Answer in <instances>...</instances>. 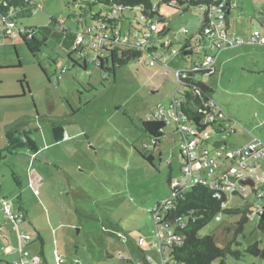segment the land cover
I'll return each mask as SVG.
<instances>
[{
    "label": "rangeland",
    "instance_id": "1",
    "mask_svg": "<svg viewBox=\"0 0 264 264\" xmlns=\"http://www.w3.org/2000/svg\"><path fill=\"white\" fill-rule=\"evenodd\" d=\"M91 1L33 0L39 9L16 26L43 27L54 19L75 29L73 15L81 17V9ZM235 1L239 6L231 12L229 30L231 37L243 40V45L218 52L208 44H198L196 36L204 27V10L189 6L187 11L183 7L177 11L164 4L153 19L158 27L154 39L160 52L166 50V56L175 59L174 64L155 61L149 66L154 59L145 55L139 62L118 68L107 79L96 67L93 52L84 55L85 69L84 61L80 67L73 65L66 50L51 39L38 58L19 38L1 41L0 99L22 96L23 80L30 90L26 99L1 100L0 117L9 121L37 113L41 119L27 121L21 133L5 144L7 159L0 167V264L19 257L21 241H31L26 249L41 264H53L55 250L66 264H145L144 255L159 261L158 252L151 246L156 242V228L149 211L173 196L167 183L170 174L173 180L185 179L181 137L175 124H169L156 146L141 126L157 106L170 108L179 87L175 69L214 56L216 73L199 75L198 79L213 90V100L227 118L237 123V133L223 134L225 141L236 147L256 137L264 143V41L250 43L254 31L264 38V23L255 13L248 18L247 10L255 5L251 0ZM94 10L98 16L106 12L101 7ZM244 10L241 18L240 11ZM141 17L138 8L121 12L114 31L121 32L122 43L134 44L137 35L144 32ZM91 19L81 17L79 21L85 24L80 30L92 25ZM4 22L0 18V27ZM165 27L170 33L162 36ZM187 39L198 52L185 60L182 54L173 57L172 52H181ZM161 43H165L163 49ZM5 138L9 141L7 134ZM263 168L264 160L257 165V189L264 187ZM1 199L11 204L13 213L28 212L29 220L19 231L7 221ZM227 204L242 211L247 204L252 205L254 213L244 232L236 235L237 222L245 216L241 213L222 215L221 221L213 220L199 236H211L220 248L231 244L241 252L239 260L228 255L225 264H264L263 258L247 252L256 244L264 250V235L257 229L255 215L263 202L256 201L252 193L248 200L229 196ZM139 239L145 240L144 246H138Z\"/></svg>",
    "mask_w": 264,
    "mask_h": 264
},
{
    "label": "trees",
    "instance_id": "2",
    "mask_svg": "<svg viewBox=\"0 0 264 264\" xmlns=\"http://www.w3.org/2000/svg\"><path fill=\"white\" fill-rule=\"evenodd\" d=\"M6 3L7 6H3L0 10L2 15L7 18L10 12L15 14L12 21L17 23L21 19L29 18L35 14L39 9L38 5L33 0H0V2ZM223 0H195L190 2H183V0H92L87 4V8H82L84 13L81 14L82 19L91 17L92 22L98 19V15L94 14L96 7H101L102 10L109 11L113 8L122 7L123 9H140L142 16L146 17L150 23H154L153 19L156 15H159L161 5H168L177 11H180L178 7H183L185 11L189 6H198L201 8H207L205 12L204 26L209 21V14L214 4ZM230 4L235 0H225ZM175 2V6L172 3ZM187 5V6H186ZM182 8V9H183ZM232 8L226 12V25L230 28V17ZM80 15L74 14L73 19L76 20L75 29H70L66 25L59 21L52 19V22L48 26L24 28L25 30L20 33L19 39L33 54L35 58H38V54L41 53L43 48H48V42L50 39L53 43L58 44L60 47L66 50L68 58L73 62V65L80 67V61H84V68H87V61L82 51H74L73 43L75 40L76 32L80 30V27L85 24L80 22ZM121 19L112 20L108 24L109 31H114L119 27ZM161 22H165V19L160 18ZM155 24V23H154ZM204 28V27H203ZM203 28L199 32L198 36H203ZM170 33V29L165 27L160 35L165 36ZM0 38L2 40H10L6 34ZM109 39L101 50L103 57L98 56L96 59V67L102 72L104 79H107L111 74H115L116 70L121 67L129 65L131 62H139L145 55H148L147 51L138 49L136 45L131 43H122L120 40ZM155 42V39H154ZM156 48V47H155ZM189 45L185 44L179 55L182 54V59H188L194 53L188 50ZM149 53L155 51V49L148 50ZM92 53V52H90ZM89 53V54H90ZM94 53V52H93ZM178 55V56H179ZM85 59V60H82ZM161 61V60H158ZM162 63H165L161 61ZM166 65L172 64V61L165 63ZM20 66V65H19ZM176 70V69H175ZM63 70L62 73H65ZM208 72L200 71L198 73H189V77L186 81L184 89L180 90L179 96L181 97V112L185 116L189 125H193L197 131V134L191 138V141L199 148H204L200 145L199 138L206 134L209 129H215L213 124H203L204 119L209 113L207 104L213 99V90L204 82L198 79L199 75H206ZM214 75V74H211ZM23 94L22 96L14 98H2L1 100L10 101L13 99H21L27 90H30L25 80L20 81ZM26 84V87L25 85ZM30 93V92H29ZM158 108V106H157ZM150 114V113H149ZM148 115V114H147ZM147 118V116H146ZM169 124L165 120L145 121L141 126V130L147 133L155 145L161 143V139L164 137V130ZM20 130L13 129L7 132V138L12 140L13 136L20 133ZM251 139V138H250ZM206 148V147H205ZM181 156V154H180ZM5 149H0V167L6 161ZM153 160V157L148 159ZM181 160L183 157L181 156ZM173 179L171 174L168 179V186L172 189L171 183ZM173 190V189H172ZM256 191V188H253ZM228 202L227 197L221 199L215 197V192L206 185L198 184L187 191L177 193V195L170 199L169 205L166 211V221L171 224H175L179 219H183L186 222L185 228H178V233L182 236V244L179 247L173 248L169 253L171 261L178 264H225V259L228 255L233 256L236 259H240L242 254L239 250L232 249L231 244L226 248H220L215 242V238L211 236L200 237L199 232L206 226H208L219 215H239L243 213L245 216L237 222V233L241 235L244 232L246 224L249 222L250 215H253L252 205L247 204L246 208L242 210L226 209L222 208L223 203ZM23 214V225L26 222V214ZM21 214V212H20ZM258 217L257 229L264 235V207L261 212L256 214ZM20 225V226H21ZM20 230V229H19ZM43 243L41 236L38 237ZM239 246V245H238ZM43 247V244H42ZM247 252L255 257H261L264 259V250H261L258 245H252L247 249ZM43 256V251H42Z\"/></svg>",
    "mask_w": 264,
    "mask_h": 264
},
{
    "label": "built area",
    "instance_id": "3",
    "mask_svg": "<svg viewBox=\"0 0 264 264\" xmlns=\"http://www.w3.org/2000/svg\"><path fill=\"white\" fill-rule=\"evenodd\" d=\"M195 0H183V2H190ZM175 2L172 6H175ZM3 6H7L6 3L0 2V10ZM238 8L236 1H220L218 4H214L211 8V13L209 14V21L203 28V36L198 38V44L205 43L210 45L211 49L218 50L220 52L224 48L231 46L243 45V40H239L231 37L230 30L226 25V12L230 9ZM206 12L207 8H202ZM124 11L122 7L113 8L109 11L98 16V19L93 22L92 25H85L83 30H79L76 33L75 40L73 43L74 51H82L84 55L94 52L96 56L103 57L102 49L106 45L109 39H112V34L114 39L121 40V33L115 31H109L105 29L108 27L107 23L112 20L120 18L121 12ZM213 16L215 18H213ZM15 17L13 12H10L9 17L5 18L0 12V18L5 20L4 25L0 27V38L3 34L7 37L16 41L25 29L18 28L17 23L12 21ZM141 23L144 28V32H140L137 35L136 41L133 45H136L138 49L147 51L148 55L154 60L149 62V66H154L155 61L161 60L168 63L172 59L169 55L166 56L165 52H160L155 48L154 34L158 32V27L154 23L142 16ZM187 33V31H185ZM1 43V41H0ZM250 43L261 44L262 38L259 32H255ZM155 49L149 53L148 50ZM188 50L196 53V48L192 46ZM173 51V50H171ZM173 57L179 55L178 51L172 52ZM215 62L216 58L214 56L207 55L205 59L201 62L194 64L192 69L187 70H175V77L178 81L179 87L177 92L172 97V102L170 108H165L158 106L155 112L147 115V121L154 120H165L168 124H175V129L181 137L180 141V154L183 157L182 172L185 176L184 180H173L171 183L173 196L164 200L162 203L156 205L153 209L149 211L155 222V232L154 237L156 242L151 246L154 248L160 259L158 262H154L151 256L144 255L143 261L145 264H171L173 261L169 258V253L175 247H179L182 244V236L178 233V228H185L186 222L183 219H179L175 224H171L166 221V211L169 205L170 199H173L177 193L182 191H187L190 188L203 184L209 186L214 192L216 198H223L229 196L240 197L244 200H248L252 193L255 199L264 200V187L256 188L257 182L260 180L259 175L256 173V166L264 160V143L256 137H252L250 141L244 146L237 148H228L225 145L219 146L216 152L208 148H199L194 142L191 141L197 131L195 127L189 125L185 116L181 112V97L179 96L180 90L184 89L186 81L189 77V73H198L200 71L208 72L206 75L215 73ZM205 76V75H204ZM209 113L204 119L203 124H213L216 128H223L222 122L227 119L225 111L212 99L207 104ZM231 130V129H230ZM234 132V131H233ZM229 162L230 166L226 167L222 160ZM222 166H225L222 168ZM246 180H253L255 186L251 187L249 185L243 184ZM256 188V191L253 190ZM2 207L6 214L8 221L15 224L16 230L19 231L20 225L23 222V214L13 213L11 210V204L5 200L1 201ZM228 204L225 202L222 204V208L226 209ZM264 207V204L263 206ZM262 207H259L255 212H261ZM222 215L216 217V220L221 221ZM22 235V234H21ZM29 241H21L20 254L21 260L15 262L14 264H41V262L30 255V253L25 249L24 243ZM145 244L144 239H139L138 245L141 247ZM54 260L53 264H66L62 257L59 255L57 250L53 254ZM174 264H178L173 262Z\"/></svg>",
    "mask_w": 264,
    "mask_h": 264
},
{
    "label": "crops",
    "instance_id": "4",
    "mask_svg": "<svg viewBox=\"0 0 264 264\" xmlns=\"http://www.w3.org/2000/svg\"><path fill=\"white\" fill-rule=\"evenodd\" d=\"M251 2H253L255 5H254V10H253V8H252V10H247V12L249 13V15H248V18H250V17H252V15L255 13V18L260 22V21H262V23H264V0H261V2H254L253 0H251ZM239 6V5H238ZM246 11L244 10V12L243 11H240V17L241 18H243L242 17V15L245 13ZM230 29V28H229ZM255 32H258V31H254V33ZM121 33V32H120ZM188 33V32H187ZM254 33L251 35V38H252V36L254 35ZM197 37V42H198V38H199V36L197 35L196 36ZM121 38H122V34H121ZM177 38V37H176ZM250 38V39H251ZM236 39H238V38H236ZM263 41H264V38L262 39ZM185 44H188L190 47L192 46V44H191V42H190V40H186V42H185ZM202 44V43H201ZM262 44V43H261ZM164 46H165V43H161V47H162V49L164 48ZM238 46V45H237ZM155 47H156V41H155ZM156 49H158L157 47H156ZM210 56V55H209ZM216 61H217V59H216ZM174 62H175V59L174 60H172V63L174 64ZM194 64L195 63H192V65L190 66V67H186V68H182V70H187V69H192L193 67H194ZM178 69V68H177ZM43 70H44V72L46 73V70L43 68ZM180 70V69H179ZM215 73H216V62H215ZM214 73V74H215ZM28 87H29V85H28ZM19 96H21V95H19ZM26 97H27V93H25L24 94V97L23 98H25L26 99ZM22 98V99H23ZM37 119H41V117L39 116L38 117V115H37V113H36V115H33L32 113L31 114H29L28 113V115H22L21 117H18V118H14V119H11V120H6L5 119V116L4 117H0V149H5L6 148V145L5 144H8V142H10V141H7L6 140V138H5V135L7 134V132L8 131H11V130H13V129H17V130H20V131H22V129H24V125L26 124V122L27 121H33V120H37ZM227 122H230V123H227ZM229 124H230V126H229ZM222 125H223V128H220L219 129V126H218V128H216V130L215 129H209L207 132H206V134H204V137L203 136H201L198 140H199V143H200V145H202V146H204V147H206V148H208V149H210V150H212V151H214V152H216V150L219 148V146H221V145H225V146H227L228 148H237V147H241V146H244L245 144H247L249 141H250V137L249 138H247V140L245 141V142H243V143H241L240 145H238V146H233V145H231V144H228V142H226L225 141V138L223 137V134H226V133H229V134H236L237 133V130H236V128L234 127L235 125H237V123H234L232 120H230V119H226L225 121H224V123L222 122ZM231 129V130H230ZM234 131V132H233ZM21 133V132H20ZM19 134V133H18ZM206 135V136H205ZM222 160V159H221ZM222 162H223V164L225 165V162L222 160ZM263 162V161H262ZM262 162H260L259 163V166H261L262 165ZM230 166V164H229V162H226V167H229ZM225 166H222V168H224ZM256 170H257V166H256ZM263 175H264V168H263ZM171 177H172V174H171ZM260 177V176H259ZM2 200H4V199H1V201ZM256 201H262L263 202V204H264V200H259V199H257L256 198ZM158 205V204H157ZM154 208V207H153ZM152 208V209H153ZM21 213H23V212H21ZM26 214V221H28L29 220V215L27 214V213H25ZM8 221V220H7ZM5 229H6V227H5ZM6 236H8V235H6ZM31 244V241L30 242H28V243H24V247H25V249H26V247L27 246H29ZM139 246V245H138ZM144 246V245H143ZM21 247V246H20ZM2 249H3V247H2ZM1 249V250H2ZM27 250V249H26ZM29 253H30V251L29 250H27ZM30 255H31V253H30ZM43 255H44V252H43ZM18 258H13V261H14V263L15 262H18V261H20L21 260V254H20V252L18 253ZM8 260V259H7ZM13 261H9L10 263H8L7 262V264H14V263H12ZM3 263H6V262H3Z\"/></svg>",
    "mask_w": 264,
    "mask_h": 264
},
{
    "label": "water",
    "instance_id": "5",
    "mask_svg": "<svg viewBox=\"0 0 264 264\" xmlns=\"http://www.w3.org/2000/svg\"><path fill=\"white\" fill-rule=\"evenodd\" d=\"M243 184L249 185L251 187L255 186V182L253 180H246V181L243 182Z\"/></svg>",
    "mask_w": 264,
    "mask_h": 264
}]
</instances>
